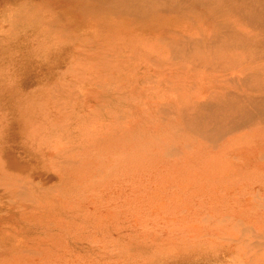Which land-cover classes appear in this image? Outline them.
Here are the masks:
<instances>
[{
	"label": "bare ground",
	"instance_id": "obj_1",
	"mask_svg": "<svg viewBox=\"0 0 264 264\" xmlns=\"http://www.w3.org/2000/svg\"><path fill=\"white\" fill-rule=\"evenodd\" d=\"M84 2V54L52 105L24 106L42 182L12 171L0 107V264L264 256V0Z\"/></svg>",
	"mask_w": 264,
	"mask_h": 264
},
{
	"label": "rangeland",
	"instance_id": "obj_2",
	"mask_svg": "<svg viewBox=\"0 0 264 264\" xmlns=\"http://www.w3.org/2000/svg\"><path fill=\"white\" fill-rule=\"evenodd\" d=\"M49 1L0 0V107L3 108L1 113L7 112L11 121L10 143L5 155L14 174H30L41 182L45 180L49 166L35 147L31 148L27 143L29 137L24 126L27 116L25 102L52 105L55 100L53 95L58 94L57 90L70 78L61 73L65 68L67 70L72 57L83 53L82 48L89 45L85 40L93 36V28L86 21L90 12L85 0ZM156 3L155 10L162 8L161 2ZM129 72L132 73V70H127ZM56 132L64 133L61 128ZM56 136L51 138L52 142L60 140L59 135ZM230 243H203L198 249L189 246L153 255L143 254L140 248H133L122 257L121 264H202L203 261L205 264H240L236 246ZM258 255H253L256 261L241 264H264V256L260 255L258 259Z\"/></svg>",
	"mask_w": 264,
	"mask_h": 264
}]
</instances>
